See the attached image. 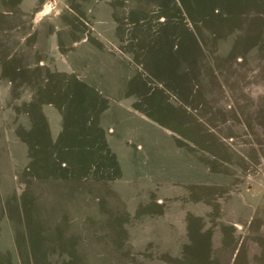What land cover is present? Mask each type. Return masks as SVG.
Here are the masks:
<instances>
[{"label": "rangeland", "instance_id": "374dc122", "mask_svg": "<svg viewBox=\"0 0 264 264\" xmlns=\"http://www.w3.org/2000/svg\"><path fill=\"white\" fill-rule=\"evenodd\" d=\"M42 2L0 0V264H264V0Z\"/></svg>", "mask_w": 264, "mask_h": 264}, {"label": "crops", "instance_id": "0c3cea01", "mask_svg": "<svg viewBox=\"0 0 264 264\" xmlns=\"http://www.w3.org/2000/svg\"><path fill=\"white\" fill-rule=\"evenodd\" d=\"M46 4H49L47 10H48V9H49V10L54 9V8H56L57 0H43V2H42V4H41V7H40V10H41V11H43V12L45 11V10H43V9H44V7L46 6ZM47 10H46V11H47Z\"/></svg>", "mask_w": 264, "mask_h": 264}]
</instances>
